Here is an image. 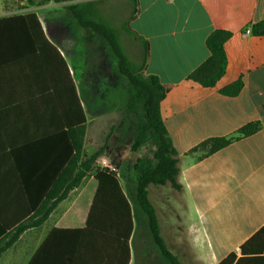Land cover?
Segmentation results:
<instances>
[{
	"label": "crops",
	"instance_id": "0c3cea01",
	"mask_svg": "<svg viewBox=\"0 0 264 264\" xmlns=\"http://www.w3.org/2000/svg\"><path fill=\"white\" fill-rule=\"evenodd\" d=\"M133 1L128 26L142 47V41L149 45L144 75L156 76L169 87L160 111L179 167L178 189L171 184L148 187L161 237L183 264H220L231 253L238 259L241 247L264 227V36L251 33V25L264 19V0ZM39 19L52 47L45 44L30 58L0 65V238L24 215L25 185L37 188L45 180L40 173L50 170L46 158L36 173L25 174L30 167L24 156L48 150L49 140L67 125L72 85L76 88L68 48L59 44L71 38L50 37ZM218 29L233 34L225 43L227 70L214 87H204L188 76L208 59L206 40ZM239 79L243 88L238 95L221 92ZM76 93L88 126L87 109L77 89ZM96 105L101 112L97 118H104L105 103ZM253 122H259L261 129L251 136L207 156L202 149L194 150L208 139L229 137ZM123 128L120 125L112 134L111 147L120 149L118 141L131 140ZM123 166L122 170L130 169ZM126 176L117 178L126 196L128 191L134 198L137 174ZM70 195L42 225L24 231L3 252L0 264H135L130 239L121 245L118 238H104L102 230H90L77 243L67 232L51 237L56 228L86 226L92 194L83 206L71 203L60 211ZM136 216L132 207V218ZM142 253L140 264H168L150 230Z\"/></svg>",
	"mask_w": 264,
	"mask_h": 264
},
{
	"label": "trees",
	"instance_id": "16d2710c",
	"mask_svg": "<svg viewBox=\"0 0 264 264\" xmlns=\"http://www.w3.org/2000/svg\"><path fill=\"white\" fill-rule=\"evenodd\" d=\"M22 1V0H21ZM57 3L72 0H54ZM71 18L80 28L104 40L118 60L121 74L126 80L129 90L127 112L136 116L137 132L132 149L145 139L151 140L156 151L154 158L139 159L134 168L137 173L135 196L128 199L124 193L117 174L109 168L96 169L91 178L93 184L91 199L84 229L56 228L51 237L57 233L67 232L77 243L79 237H84L90 230L106 232L104 238H124L128 241L133 231V209L140 210L146 215L152 238L158 246L160 253L169 264H183L177 256L171 253L161 237L159 221L155 208L149 199L148 187L171 184L178 189L177 176L179 174L177 152L165 127L161 116L160 105L165 98L169 87L163 85L156 76H145L146 61L149 53L148 43L144 45V61L142 69L135 70L130 63L119 41L115 29L103 18L94 3H77L68 7ZM130 32L139 40L130 28ZM254 36H264V19L251 25ZM232 33L218 29L213 31L206 40L210 52L208 59L195 69L188 78L200 83L204 87H214L225 75L227 70V55L225 43L232 37ZM49 45L39 16L36 12H26L0 17V65L14 62L23 58H30L33 54L43 51V45ZM243 88L241 79L222 89L228 96H236ZM77 107L80 111L76 114ZM67 125L58 130L51 138L48 150L43 149L35 156H24L26 166L30 170L25 174L36 173V167L49 160V173L43 171L45 180L37 188L29 183L24 187L28 199L22 218L8 227V232L0 238V257L11 247L20 235L29 228L42 225L53 210L68 197V194L77 188L81 181L93 170L98 157L106 152L109 137L103 146L90 156L85 151L86 122L81 109L76 88L72 85V99L70 109H66ZM261 129L259 122L245 125L234 135L229 137L213 138L204 141L194 150L202 149L205 156L227 147L230 143L243 137L251 136ZM45 153V154H44ZM43 154V155H42ZM15 157V156H14ZM16 167L22 172L18 159L15 157ZM39 169V167H38ZM23 200V199H22ZM60 235V234H59ZM249 247V248H246ZM264 227L257 232L250 241L241 247L242 256L237 259L236 253H231L220 264H264Z\"/></svg>",
	"mask_w": 264,
	"mask_h": 264
},
{
	"label": "rangeland",
	"instance_id": "374dc122",
	"mask_svg": "<svg viewBox=\"0 0 264 264\" xmlns=\"http://www.w3.org/2000/svg\"><path fill=\"white\" fill-rule=\"evenodd\" d=\"M90 2L95 4L99 14L115 29L127 60L135 65V70L140 71L144 61V45L142 47L140 40L130 32L128 26L129 19L134 12L133 0H72L60 3L54 0H0V16L36 12L50 37L71 38V41L65 45L61 41L59 44L68 48L67 58L72 61L73 72H75L72 77L88 113L86 153L90 156L103 146L106 138L109 137L106 152L98 157L93 170L81 181L80 185L70 192V198L60 206V211L71 203H74L75 207L76 205L83 206L84 201L91 194L93 187L91 178L96 169L114 167L112 171L123 180L127 177L126 175L136 173L135 168H131V164L134 163L135 166L139 159H151L153 163H156L154 158L156 147L151 140L145 139L137 145L136 150L132 149L137 132V122L136 116L127 112L129 90L126 80L120 72L117 58L104 40L80 28L68 11L67 7L71 4ZM98 101L105 103L107 114L104 118H97L101 113L96 107ZM120 125L124 126V133L126 131L131 133L132 138L131 140L118 141L121 147L118 149L111 147L110 140ZM127 151H129V158L125 157ZM134 155L137 157L136 160H133ZM123 163L125 164L123 169L125 167L130 169L122 170ZM128 196L129 199H133L130 192ZM135 211L137 216L135 219L133 218V231L129 239L130 245L134 246L135 250V264H140V255L143 254V247L149 240V230L145 224L143 213L138 209ZM139 214L142 216L141 219ZM118 242L121 245H127L129 240L125 241L122 238Z\"/></svg>",
	"mask_w": 264,
	"mask_h": 264
},
{
	"label": "built area",
	"instance_id": "2783aa9c",
	"mask_svg": "<svg viewBox=\"0 0 264 264\" xmlns=\"http://www.w3.org/2000/svg\"><path fill=\"white\" fill-rule=\"evenodd\" d=\"M263 253H264V249H263Z\"/></svg>",
	"mask_w": 264,
	"mask_h": 264
}]
</instances>
